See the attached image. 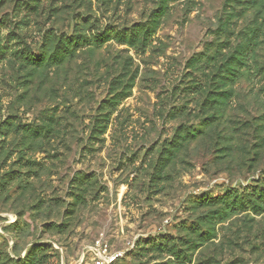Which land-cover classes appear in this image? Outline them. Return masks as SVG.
Instances as JSON below:
<instances>
[{"label":"rangeland","instance_id":"374dc122","mask_svg":"<svg viewBox=\"0 0 264 264\" xmlns=\"http://www.w3.org/2000/svg\"><path fill=\"white\" fill-rule=\"evenodd\" d=\"M0 44V264H264V0H0Z\"/></svg>","mask_w":264,"mask_h":264},{"label":"built area","instance_id":"2783aa9c","mask_svg":"<svg viewBox=\"0 0 264 264\" xmlns=\"http://www.w3.org/2000/svg\"><path fill=\"white\" fill-rule=\"evenodd\" d=\"M93 264H112L122 256V251L111 250L102 238L95 239L91 247Z\"/></svg>","mask_w":264,"mask_h":264},{"label":"trees","instance_id":"16d2710c","mask_svg":"<svg viewBox=\"0 0 264 264\" xmlns=\"http://www.w3.org/2000/svg\"><path fill=\"white\" fill-rule=\"evenodd\" d=\"M140 28H138V29H134V30H131V32H129L128 33V35H133V36H136L140 31ZM108 32H111V30H107V31H104L101 35H104V34H106V33H108ZM118 34V36H120V37H123V36H125L127 33L126 32H124V33H117ZM146 35H148V31H147V29L146 30H144V37L146 38ZM100 40V39H99ZM78 43V41L77 40H72V39H69L68 41H67V47H63L62 48V50H61V53H60V57H62V56H64L67 52H70L71 51V49L72 48H74L75 46H76V44ZM68 46H70V47H68ZM0 53L2 54L3 53V47L1 46V44H0ZM230 61V67H232V69H235L234 67L235 66H238V65H240V64H243L242 62H240L239 61V59L237 58V59H235V58H231V60H229ZM228 67V66H227ZM228 71V70H227ZM207 203L209 204V201H207ZM169 242H170V240L169 239H165V240H159V242H157L156 243V248L157 249H161V246H163V245H168L169 244ZM154 245H155V243H154ZM32 254V252L30 253V255ZM29 256V255H28ZM29 259V257H27V259L26 260H28Z\"/></svg>","mask_w":264,"mask_h":264}]
</instances>
